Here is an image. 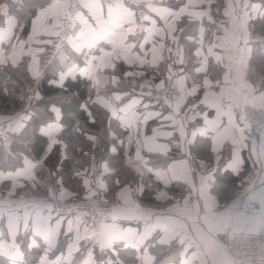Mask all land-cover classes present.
I'll list each match as a JSON object with an SVG mask.
<instances>
[{"label": "snow or ice", "instance_id": "6c2138e0", "mask_svg": "<svg viewBox=\"0 0 264 264\" xmlns=\"http://www.w3.org/2000/svg\"><path fill=\"white\" fill-rule=\"evenodd\" d=\"M0 221L4 264H264V0H0Z\"/></svg>", "mask_w": 264, "mask_h": 264}, {"label": "crops", "instance_id": "0c3cea01", "mask_svg": "<svg viewBox=\"0 0 264 264\" xmlns=\"http://www.w3.org/2000/svg\"><path fill=\"white\" fill-rule=\"evenodd\" d=\"M85 94H86V92H85ZM155 126L156 125L154 123L150 122V124L148 126V129H147V131H148L149 134L151 132V128L152 127H155ZM243 157H244V159H245V161L247 163V167L248 168H251V161L248 159V152L247 151H245L243 153ZM235 183L238 184L239 183V180H236ZM123 223H124L125 226H132V227H135L136 226L135 225V222H131L130 225H129V222H127V221H125ZM4 230H5L4 229V222L3 221H0V231H4ZM59 240H60V246L61 247H63V246L66 245V243H67V237L66 236L61 235V237L59 238Z\"/></svg>", "mask_w": 264, "mask_h": 264}, {"label": "trees", "instance_id": "16d2710c", "mask_svg": "<svg viewBox=\"0 0 264 264\" xmlns=\"http://www.w3.org/2000/svg\"><path fill=\"white\" fill-rule=\"evenodd\" d=\"M82 87V90L84 91V93L86 92V89H84V87L83 86H81ZM45 91H48V89H47V86L45 85ZM86 95V94H85ZM35 256V253L33 252V253H30L29 254V259H32L33 257ZM0 264H4V261H3V259L2 258H0Z\"/></svg>", "mask_w": 264, "mask_h": 264}]
</instances>
